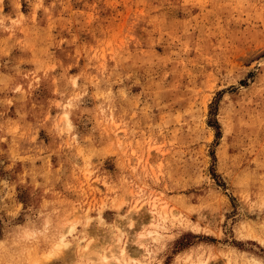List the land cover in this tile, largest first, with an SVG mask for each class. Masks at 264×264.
Wrapping results in <instances>:
<instances>
[{
    "label": "rangeland",
    "instance_id": "obj_1",
    "mask_svg": "<svg viewBox=\"0 0 264 264\" xmlns=\"http://www.w3.org/2000/svg\"><path fill=\"white\" fill-rule=\"evenodd\" d=\"M122 244L264 264V0H0V264Z\"/></svg>",
    "mask_w": 264,
    "mask_h": 264
},
{
    "label": "bare ground",
    "instance_id": "obj_2",
    "mask_svg": "<svg viewBox=\"0 0 264 264\" xmlns=\"http://www.w3.org/2000/svg\"><path fill=\"white\" fill-rule=\"evenodd\" d=\"M154 203H155V202H154ZM153 207H154V206H153ZM163 211H164V210H163ZM162 213H163V212H162ZM164 215H165V214H164ZM158 216H159V214H158ZM165 216H166V215H165ZM165 216H163V217H165ZM163 217H162V218H163ZM162 218H161V219H162ZM163 219H164V218H163ZM116 225H117V224H116ZM130 226H131V224H130ZM156 226H157V225H156ZM156 226H155V227H156ZM115 228H116V227H115ZM156 228H157V227H156ZM156 228H155V229H156ZM158 228L160 229V227H158ZM147 230H148V229H147ZM118 231H119V233L121 234V232H120L121 229H120V230L118 229ZM149 231H150V230H149ZM152 231H153L154 234L156 235L157 231H155V230H152ZM149 233H152V232H149ZM149 235H150V234H149ZM135 236H136V235H135ZM144 236H145V235H144ZM117 237H118V236H117ZM152 237H154V236H152ZM141 238H142V237H141ZM155 238H156V237H155ZM155 238H154V239H155ZM125 239H126V238H125ZM59 240H60V239H59ZM142 240H143V239H142ZM145 240H146V239H145ZM140 241H141V240H140ZM58 242H59V241H58ZM60 242H61V241H60ZM136 242H137V240H136ZM58 244L60 245V243H57V245H56V242H55L56 247L58 246ZM63 244H64V243H63ZM96 244H97V243H96ZM85 245H86V244H85ZM122 245H123V244H122ZM120 246H121V245H120ZM56 247H53V248H56ZM83 247H84V246H83ZM86 247H87V245L83 248V249H84L83 251H85ZM94 247H95V246H94ZM94 247H93V248H94ZM119 248H120V251H119V253H118V255H119L118 257H119V258L116 256V257H117L116 259H118V263H117V264H119V263L122 264V263H125V262H127V261L129 262V260L126 261V258H130V256H129L130 254H129L128 252H127L128 254L126 253L127 250L125 251V249H127V248H125L124 245L121 246V247H119ZM51 249H52V248H51ZM51 249H50V250H51ZM59 249H60V247H59ZM87 249H88V248H87ZM90 249H91V248H90ZM145 249H146V248H145ZM56 250H57V249H56ZM60 250H61V249H60ZM70 250H71V249H70ZM81 250H82V249H81ZM88 250H89V249H88ZM88 250H87V252H88ZM91 250H92V249H91ZM136 250H137V249H136ZM47 251H48V250H47ZM53 251H55V249H53ZM83 251H82V252H83ZM111 251H112V250H111ZM85 252H86V251H85ZM85 252H83V253H85ZM89 252H90V251H89ZM89 252H88V255H89ZM108 252H110V250H109ZM113 252L116 253V251H113ZM139 252H141V251H139ZM46 253H47V252H46ZM46 253H45V254H46ZM51 253H52V250H51ZM83 253H82V254H83ZM102 253H103V252H102ZM141 253H142V252H141ZM49 254H50V253L46 254V257L44 256V254H43V256H44L45 258H48V257L50 256ZM110 254H111V252H110ZM134 254H135V253H134ZM138 254H139V253H138ZM189 254H190V253H189ZM62 255H63V254H62ZM79 255L81 256V254H79ZM88 255H87V256H88ZM93 255H94V254H93ZM126 255H128V257H126ZM51 256H52V255H51ZM84 256H86V255H84ZM91 256H92V255H91ZM113 256H114V254H113ZM113 256H111V257H113ZM147 256H148V255H147ZM92 257H93V256H92ZM94 257H96V258L93 259L94 262L92 261V264H93V263H94V264H104V262H105V261L107 262V259L109 258V256H106V254H104V255L102 254V255H100V256L95 255ZM94 257H93V258H94ZM49 258H50V257H49ZM90 258H91V257H90ZM90 258H89V259H90ZM206 258H207V257H206ZM86 259H88V258L86 257ZM91 259H92V258H91ZM111 259H112V258H111ZM111 259H110V260H111ZM41 260H42V259H39V261H41ZM45 260H47V259H45ZM110 260H109V263H110ZM141 260H142V259H141ZM185 260H186V259H185ZM201 260H203V259H201ZM95 261H96V262H95ZM144 261H145V260H144ZM36 262H38V259H37V261H34V263H36ZM44 262H45V261H44ZM90 262H91V260H90ZM106 262H105V264H106ZM111 262H112V261H111ZM116 262H117V261H116ZM116 262H115V263H116ZM140 262H142V261H140ZM197 262H199V263H196V264H202V262H200V261H197ZM204 262H205V261H204ZM42 263H43V262H42ZM75 263H76V262H75ZM228 263H229V262H228ZM36 264H38V263H36ZM193 264H194V263H193ZM203 264H204V263H203Z\"/></svg>",
    "mask_w": 264,
    "mask_h": 264
}]
</instances>
